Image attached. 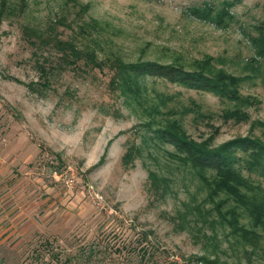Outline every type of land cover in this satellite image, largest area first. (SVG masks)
<instances>
[{
	"label": "rangeland",
	"instance_id": "rangeland-1",
	"mask_svg": "<svg viewBox=\"0 0 264 264\" xmlns=\"http://www.w3.org/2000/svg\"><path fill=\"white\" fill-rule=\"evenodd\" d=\"M11 1L19 7L20 0ZM82 5L85 15L77 12ZM16 11L0 17V264H204L201 256L248 264L221 234L214 250L209 230L206 237L176 231L170 218L187 195L180 189L152 202L147 170L158 165L145 153L133 167L122 165L124 149L140 141L143 118L109 88L107 70H63L51 49L37 59L24 28L48 33L56 24L67 40L71 28L93 18L102 27L99 57L187 71L211 57L255 102L244 109L247 121L224 119L232 102L210 91L164 79L146 84L173 95L177 109L203 114L183 119L197 141L213 135L219 145L249 132L264 140V62L253 44L264 32V0H25ZM84 36L77 39L91 43ZM41 64L55 67L47 83ZM62 174L72 177L70 186ZM258 255L251 264L263 263Z\"/></svg>",
	"mask_w": 264,
	"mask_h": 264
},
{
	"label": "trees",
	"instance_id": "trees-1",
	"mask_svg": "<svg viewBox=\"0 0 264 264\" xmlns=\"http://www.w3.org/2000/svg\"><path fill=\"white\" fill-rule=\"evenodd\" d=\"M24 7L25 0H20L19 7L11 0H0V17L5 13L14 14L18 9L23 12ZM77 12L85 15L88 5H82ZM55 25L48 27V33L39 27L24 28L28 44L34 48L33 55L38 59L39 52L51 49L63 70L85 74L107 70L109 88L143 118L140 127L144 132L140 141L127 145L121 157L122 165L133 167L138 158H144V153L157 163L156 169L147 170L148 193L154 203L177 196L180 189L187 195L176 215L170 218L176 231L189 230L198 233L196 236L206 237L205 230H209L211 236L206 238L213 241L214 250L220 247L218 236L221 234L230 249L241 248L248 264L259 252L264 254V184L255 178L264 180V140L249 132L219 145L213 144V135L197 141L188 134L183 119L193 112L196 117H204L203 114L188 107L177 109L173 95L150 89L146 84L148 78L164 79L187 88L210 91L232 102L223 118L241 122L249 118L244 109L255 102L240 94V79L218 70L211 57L193 62L195 69L191 71L181 64L126 62L119 56L107 54L99 57L98 50L103 51L98 43L102 27L97 20H82L75 31L69 26L74 35L67 40L59 37ZM78 34H86L84 38L90 37L91 43L77 39ZM253 44L257 57L264 62V32L253 39ZM39 69L47 83L55 67L41 64ZM106 151L98 165L103 164ZM262 258L261 264H264V255ZM197 259L204 264H245L240 260L220 261L218 256Z\"/></svg>",
	"mask_w": 264,
	"mask_h": 264
},
{
	"label": "built area",
	"instance_id": "built-area-1",
	"mask_svg": "<svg viewBox=\"0 0 264 264\" xmlns=\"http://www.w3.org/2000/svg\"><path fill=\"white\" fill-rule=\"evenodd\" d=\"M62 176H63V181L68 185V186H70V184H71V182H72V177H67L66 176V174H62Z\"/></svg>",
	"mask_w": 264,
	"mask_h": 264
}]
</instances>
